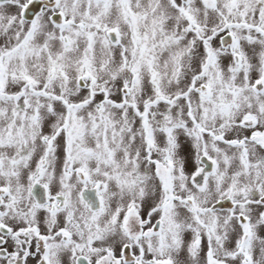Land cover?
<instances>
[{
  "label": "snow or ice",
  "instance_id": "1",
  "mask_svg": "<svg viewBox=\"0 0 264 264\" xmlns=\"http://www.w3.org/2000/svg\"><path fill=\"white\" fill-rule=\"evenodd\" d=\"M0 264H264V0H0Z\"/></svg>",
  "mask_w": 264,
  "mask_h": 264
}]
</instances>
